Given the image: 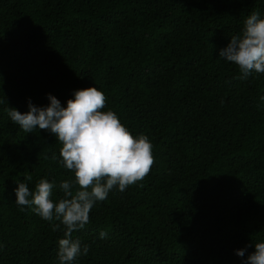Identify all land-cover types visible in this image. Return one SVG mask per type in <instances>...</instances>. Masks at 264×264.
I'll return each instance as SVG.
<instances>
[{"label":"trees","instance_id":"obj_1","mask_svg":"<svg viewBox=\"0 0 264 264\" xmlns=\"http://www.w3.org/2000/svg\"><path fill=\"white\" fill-rule=\"evenodd\" d=\"M253 12L264 19V0H0V264H60L65 226L21 211L17 182L47 178L54 203L61 182L78 189L57 137L7 110L49 94L67 107L89 87L155 163L94 204L74 264H244L264 242V74L245 78L220 51Z\"/></svg>","mask_w":264,"mask_h":264},{"label":"clouds","instance_id":"obj_2","mask_svg":"<svg viewBox=\"0 0 264 264\" xmlns=\"http://www.w3.org/2000/svg\"><path fill=\"white\" fill-rule=\"evenodd\" d=\"M220 57L235 63L245 78L253 72L264 74V19L259 18L258 12L246 18L242 35L232 36ZM48 99L50 104L46 107L29 101L28 112L10 107L8 115L26 133L38 128L57 137L62 145L61 164L74 173L78 189L73 194V183L61 182L64 196L54 203V183L47 178L39 180L35 192L26 183L17 182L15 203L21 211L34 205L32 210L42 219L52 221L55 217L65 226L58 258L60 264H74L78 257L88 254L89 246L82 248L80 240H73L72 235L89 223L94 204L106 200L117 186L123 192L129 185L142 181L150 173L155 157L146 135L133 136L114 111H103L107 97L97 87L76 90L67 107L51 94ZM52 159H56L55 154ZM26 179L31 180V176ZM59 229L60 223L52 226L53 231ZM106 236V232L100 233L101 239ZM246 251L240 249L236 254L244 257ZM244 264H264V242L255 243V251Z\"/></svg>","mask_w":264,"mask_h":264}]
</instances>
